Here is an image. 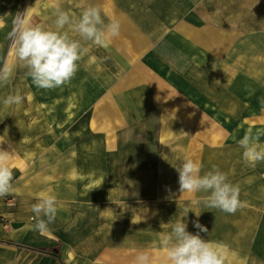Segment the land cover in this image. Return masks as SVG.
Returning <instances> with one entry per match:
<instances>
[{
    "label": "rangeland",
    "instance_id": "374dc122",
    "mask_svg": "<svg viewBox=\"0 0 264 264\" xmlns=\"http://www.w3.org/2000/svg\"><path fill=\"white\" fill-rule=\"evenodd\" d=\"M61 4L76 18L100 7L105 23L120 21V35L107 49L82 41L87 51L72 80L40 89L16 64L9 33L27 9L33 23L51 25V0H0V68L14 66L11 82L0 84L7 112L0 140L8 138L0 150L13 153V169L45 159L54 168L62 160L69 178L83 176L77 190L91 192L94 177L86 171L97 159L105 169L146 170L148 200L185 201L192 197L179 192L176 171L185 158L198 160L201 174L216 166L229 180L234 164H247L238 141L249 129L264 132V0ZM16 91L22 103L4 105Z\"/></svg>",
    "mask_w": 264,
    "mask_h": 264
},
{
    "label": "crops",
    "instance_id": "0c3cea01",
    "mask_svg": "<svg viewBox=\"0 0 264 264\" xmlns=\"http://www.w3.org/2000/svg\"><path fill=\"white\" fill-rule=\"evenodd\" d=\"M1 103L0 94V121L7 114ZM45 161L28 170L13 169L15 191L0 198V264H132L138 251L150 250L154 255L160 251L163 234L171 231L170 225L184 215L185 208L189 209L183 218L187 230L199 231L193 224L199 220L208 228V233H200L203 238L229 246L234 254L229 264H264V161L234 164L230 169L234 175L230 181L239 185V198L246 202L234 214L193 205L191 200H148L146 170L105 169L97 159L94 168L86 171L94 177V191H78L82 175L80 180L69 178L73 171L64 168L62 160L54 168ZM40 165L44 167H36ZM77 172L75 176L83 170ZM42 192L55 195L58 202L55 222L45 233L34 230L31 211ZM127 194L132 197L125 199ZM58 244L61 259L40 251Z\"/></svg>",
    "mask_w": 264,
    "mask_h": 264
},
{
    "label": "clouds",
    "instance_id": "9594fccd",
    "mask_svg": "<svg viewBox=\"0 0 264 264\" xmlns=\"http://www.w3.org/2000/svg\"><path fill=\"white\" fill-rule=\"evenodd\" d=\"M51 7L55 17L51 25L33 23L27 9L15 15L9 33L16 64L26 69L25 78H31L32 84L40 89L59 88L72 80L79 68L78 61L87 51L82 41L107 49L113 39L120 35L121 28L116 18L105 23L98 6L83 8L78 18L62 7L61 0H51ZM13 76L14 66L5 63L0 68V84L10 83ZM22 101L23 96L16 91L3 99V104L19 105ZM261 134V131L253 133L249 129L238 141L243 149V158L253 165L264 161V147L258 144ZM12 155V152L0 150V198L10 196L15 191L10 165ZM202 168L203 165L191 157L185 158L176 167L181 195L191 194L193 205L203 204L206 208L229 214L246 206V202L239 198V185L233 184L226 173L213 166L201 174ZM197 193L204 195L197 197ZM31 211L34 213V230L48 232L58 212L56 196L50 192L40 193L38 202L31 205ZM188 213L189 209L185 208L184 215L170 225L171 231L163 234L158 253L154 255L150 250L138 251L132 264H229L234 255L229 246L203 238L200 233H208V228L199 220L193 221L199 231L193 234L187 230L188 225L183 218ZM200 214L195 215L199 217Z\"/></svg>",
    "mask_w": 264,
    "mask_h": 264
},
{
    "label": "trees",
    "instance_id": "16d2710c",
    "mask_svg": "<svg viewBox=\"0 0 264 264\" xmlns=\"http://www.w3.org/2000/svg\"><path fill=\"white\" fill-rule=\"evenodd\" d=\"M60 249H61V244H58V245L51 247V248L40 249V251L47 253L49 255H52L58 259H61Z\"/></svg>",
    "mask_w": 264,
    "mask_h": 264
}]
</instances>
